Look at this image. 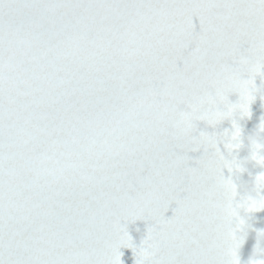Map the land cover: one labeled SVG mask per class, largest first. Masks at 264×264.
I'll use <instances>...</instances> for the list:
<instances>
[{
  "label": "snow or ice",
  "instance_id": "1",
  "mask_svg": "<svg viewBox=\"0 0 264 264\" xmlns=\"http://www.w3.org/2000/svg\"><path fill=\"white\" fill-rule=\"evenodd\" d=\"M259 88L264 0H0V264H235Z\"/></svg>",
  "mask_w": 264,
  "mask_h": 264
},
{
  "label": "clouds",
  "instance_id": "2",
  "mask_svg": "<svg viewBox=\"0 0 264 264\" xmlns=\"http://www.w3.org/2000/svg\"><path fill=\"white\" fill-rule=\"evenodd\" d=\"M262 128L264 122L258 121L251 134L245 135L247 155L237 164L238 172L246 170L245 166L249 161L253 163V167H259L260 172H264V138H257ZM261 189H264V178L258 177L256 173H250L248 187L241 189L238 201L246 213L264 209V193L260 191ZM257 197L262 199L258 200ZM255 219L249 220L243 217L240 219L241 232L244 234L251 232L253 244L243 257L238 258V264H264V223L257 225Z\"/></svg>",
  "mask_w": 264,
  "mask_h": 264
}]
</instances>
